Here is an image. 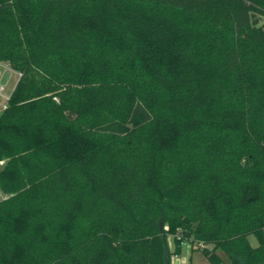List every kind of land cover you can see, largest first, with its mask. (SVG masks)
I'll use <instances>...</instances> for the list:
<instances>
[{"label":"trees","instance_id":"1","mask_svg":"<svg viewBox=\"0 0 264 264\" xmlns=\"http://www.w3.org/2000/svg\"><path fill=\"white\" fill-rule=\"evenodd\" d=\"M262 17L264 0H0L20 74L0 264H171L184 243L264 264Z\"/></svg>","mask_w":264,"mask_h":264},{"label":"rangeland","instance_id":"2","mask_svg":"<svg viewBox=\"0 0 264 264\" xmlns=\"http://www.w3.org/2000/svg\"><path fill=\"white\" fill-rule=\"evenodd\" d=\"M260 22L264 23V17L260 18ZM2 64L7 67V69H6L4 66H0V72L2 75L1 82L3 85H5L4 91H3V96H5L7 98L11 95L12 90H13L16 82H17V76H16L17 73L12 71L6 63H2ZM1 103H3L2 98H0V104ZM2 111L3 110H2L1 105H0V114ZM248 241L252 247L257 246V240H256L254 235H249ZM168 242L170 245V247H169L170 252H173L172 236H168ZM219 254L223 258V262L220 264H227V262H228L227 258L223 254H221L220 252H219ZM170 261H171V263L173 262V264H174V262L175 263L178 262L180 264H210L209 261L201 254V252L199 250H196V249L191 250L188 243H184L182 245V251L177 257H174L173 255H171Z\"/></svg>","mask_w":264,"mask_h":264},{"label":"built area","instance_id":"3","mask_svg":"<svg viewBox=\"0 0 264 264\" xmlns=\"http://www.w3.org/2000/svg\"><path fill=\"white\" fill-rule=\"evenodd\" d=\"M0 66H4L3 64H2V62H0ZM6 69H7V67L6 66H4ZM9 70V69H8ZM16 76H17V80L19 79V77H20V74H16ZM1 78H2V75H1V72H0V98H2L3 99V103H1L0 105H1V108H2V110H4L6 107H7V102H8V100H9V97H5V96H3V91H4V87H5V85H3L2 84V82H1ZM14 89V88H13ZM13 91V90H12ZM6 165V160L5 159H0V171L4 168V166ZM6 198V196H5V194H3V192L0 190V200H3V199H5ZM190 246V245H189ZM191 247V246H190ZM196 247H198L199 249H201V248H203V244H197L196 245ZM195 247V248H196ZM191 249V248H190ZM174 257H177L176 255H174Z\"/></svg>","mask_w":264,"mask_h":264},{"label":"crops","instance_id":"4","mask_svg":"<svg viewBox=\"0 0 264 264\" xmlns=\"http://www.w3.org/2000/svg\"><path fill=\"white\" fill-rule=\"evenodd\" d=\"M168 244H169V242H168ZM169 247H170V245H169ZM171 264H173V262H172ZM174 264H180V263H178V262L175 263V262H174Z\"/></svg>","mask_w":264,"mask_h":264}]
</instances>
